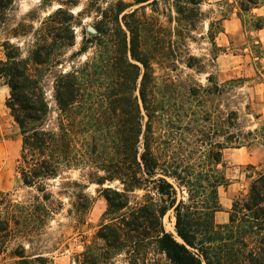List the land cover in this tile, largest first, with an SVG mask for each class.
Listing matches in <instances>:
<instances>
[{"label":"trees","instance_id":"obj_1","mask_svg":"<svg viewBox=\"0 0 264 264\" xmlns=\"http://www.w3.org/2000/svg\"><path fill=\"white\" fill-rule=\"evenodd\" d=\"M17 1L0 0V30ZM150 1L119 2L103 12L93 28L95 34L84 33L82 46L71 59L88 55L91 49L93 56H88L80 70L55 74V109L35 73L38 67L61 64L57 51L75 46V30L70 24L73 14L59 8L50 15L45 28L35 33L27 59L19 45L11 44V37L3 43L0 81L9 88L6 107L22 135L20 179L23 185L36 187L39 195L34 197L37 205L16 207L11 220L0 213V256L14 234L11 221L18 227L21 218L28 221L37 212L51 215L40 204V200L52 198L45 181L85 167L90 169L91 183L103 187L117 182L121 186L103 190L107 214L129 212L120 215L118 226H104L100 232L106 241L114 238L117 248L129 236L155 233L159 249L171 264H264V166L248 165L253 170L247 176L251 180L248 192L234 201L226 223L216 221L223 210L219 189L230 184L224 172V151L257 143L264 126L244 132L238 109H230L222 117L205 110L206 98L221 90L212 75L208 77L211 86L180 91L168 75L156 76L151 61L158 44L143 41L145 22L138 17V9L131 10ZM176 1L179 16L188 11L200 16L205 2ZM262 6L264 0H241L239 4L244 12ZM185 19L177 21L181 29H187ZM256 19L254 30L264 29V16ZM21 32L25 33L24 27ZM210 38L216 46L213 35ZM171 58L172 43L163 41V59ZM197 61L188 54L186 65L193 69ZM30 62L37 67L35 71ZM136 191L145 192L146 204L130 208V195ZM152 194L163 205L155 204ZM81 199L89 202L83 194ZM81 205L89 208V203ZM169 211L174 214L177 236L161 223ZM14 256L19 259L14 264L45 262L41 256H26L24 248Z\"/></svg>","mask_w":264,"mask_h":264},{"label":"rangeland","instance_id":"obj_2","mask_svg":"<svg viewBox=\"0 0 264 264\" xmlns=\"http://www.w3.org/2000/svg\"><path fill=\"white\" fill-rule=\"evenodd\" d=\"M134 1L18 0L7 13V25L0 30V59H5L3 43L8 37H11V44L19 45L23 59H27L35 43V33L45 28L44 23L50 15L59 8L73 14L74 19L70 24L75 30V46L57 51L61 64L38 67L39 71L35 73L41 77L51 106L55 109V74L60 71L69 72L73 68L80 70L88 56H93L94 49H91L88 55L71 59L72 54L81 48L84 33L92 35L89 29L94 28L98 20L102 19L103 12L116 7L119 2L134 4ZM240 2L241 0H205L200 6V16L191 14L190 11L179 16L175 5L180 3L176 0H151L145 7L135 5L131 10L138 9V17L145 22L147 31L143 41L158 44V52L153 51L151 61L156 76L163 78L168 75L174 81L175 88L180 91V88L187 89L190 86H211L208 77L212 75L217 88L221 90L219 94L206 98L205 110H211L215 117H222L230 109H238L240 126L247 132L264 126V31L259 33L254 30L256 18L264 16V8L244 12L239 8ZM122 16L120 24L125 29ZM183 17L187 18L184 21L187 29H181L177 22ZM51 26L62 27L57 23H52ZM23 27L25 33L21 32ZM221 31L228 32V36L221 35ZM14 33L18 37H14ZM212 35L216 46L212 44ZM163 41L172 43L174 58L163 59ZM188 54L198 60L193 69L186 65ZM30 67L33 71L37 69L32 62ZM8 97L9 88L0 81V213L11 220L17 212L16 207L37 205L34 197L39 192L36 187L23 185L20 179L18 167L22 135L6 107ZM177 101L181 103L180 96ZM260 134L257 143L249 147L224 151V172L230 184L219 189L223 210L216 215L218 224L228 221L234 201L242 193L248 192L251 180L247 176L253 173L248 165L264 166V130ZM184 137L190 138L186 133ZM260 169L257 168L258 171ZM89 173L90 169L85 167L71 169L62 172L56 179L45 181L52 198L47 202L40 200V204L51 215L45 216L37 212L28 221L21 218L18 227L11 221L14 234L6 252L0 256V264H14L19 260L14 253L22 248L28 257H43L44 264H171L159 249L155 233L124 238V246L119 248L114 238L110 237L109 242L101 238L100 232L104 226H118L121 223L120 215L129 211L107 214L108 203L103 190L121 186L117 182L110 185L107 183L103 187L93 184ZM82 194L89 200L87 210L81 205L88 206L81 199ZM144 195V191L132 193L130 208L146 204ZM152 196L155 204L163 205L158 196ZM161 223L167 232L177 236L175 230H168L172 225L175 229L172 211L161 219Z\"/></svg>","mask_w":264,"mask_h":264},{"label":"crops","instance_id":"obj_3","mask_svg":"<svg viewBox=\"0 0 264 264\" xmlns=\"http://www.w3.org/2000/svg\"><path fill=\"white\" fill-rule=\"evenodd\" d=\"M264 8V6H262V7H260V8H256V9H254V10H257V11H260V10H262ZM262 31H264V29H262V30H259V31H257V32H262ZM221 35H225L226 37L228 36V32H226V31H224L223 33H221ZM218 214V213H217Z\"/></svg>","mask_w":264,"mask_h":264},{"label":"water","instance_id":"obj_4","mask_svg":"<svg viewBox=\"0 0 264 264\" xmlns=\"http://www.w3.org/2000/svg\"><path fill=\"white\" fill-rule=\"evenodd\" d=\"M89 30H90V32H91V33H93V34H95V33H96V31H95L93 28H90ZM175 234L177 235V233H176V232H175ZM178 241L182 242V240H181V239H179Z\"/></svg>","mask_w":264,"mask_h":264},{"label":"bare ground","instance_id":"obj_5","mask_svg":"<svg viewBox=\"0 0 264 264\" xmlns=\"http://www.w3.org/2000/svg\"><path fill=\"white\" fill-rule=\"evenodd\" d=\"M167 228H168V227H167ZM168 230H169V231H173V230H175V229L173 228V225H172V226L169 227Z\"/></svg>","mask_w":264,"mask_h":264}]
</instances>
